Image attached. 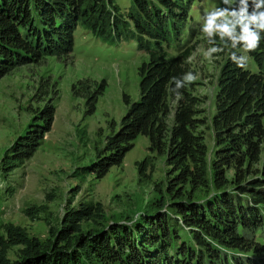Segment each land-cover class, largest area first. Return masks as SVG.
<instances>
[{"label": "trees", "instance_id": "1", "mask_svg": "<svg viewBox=\"0 0 264 264\" xmlns=\"http://www.w3.org/2000/svg\"><path fill=\"white\" fill-rule=\"evenodd\" d=\"M192 3L131 0L122 15L112 0H0V77L14 65L51 54L53 47L69 51L76 25L111 41L129 21L138 40L146 37L137 47L155 44L145 49L146 62L137 68V98L125 102L115 129L83 170L101 178L138 135L147 138L149 153L164 156L166 167L164 184L154 185L152 212L145 210L129 224L106 222L98 202H67L54 222L45 205L25 208L31 220L45 213L46 236L1 223L0 264H264V0L222 2L207 28L209 43L228 48L210 117L209 161L198 130L203 119L185 81L193 46L171 57L157 46L169 33L179 36ZM253 37L257 46L251 49ZM241 50L256 72L246 67ZM90 100L88 112L95 98ZM53 113L50 103L34 112L0 158L3 175L31 156ZM135 166L143 177L152 170L146 158Z\"/></svg>", "mask_w": 264, "mask_h": 264}, {"label": "rangeland", "instance_id": "2", "mask_svg": "<svg viewBox=\"0 0 264 264\" xmlns=\"http://www.w3.org/2000/svg\"><path fill=\"white\" fill-rule=\"evenodd\" d=\"M112 1L120 14L131 7V0ZM218 1L194 0L184 43L193 46L185 61V81L197 99V115L203 119L198 130L207 149V161L213 144L210 117L217 77L228 49L206 38L209 21L216 22L219 4L228 0ZM204 15L209 17L208 23ZM52 50L26 64L14 65L0 77V158L35 111L47 103L54 109L51 127L31 156L7 175L0 171V224H16L42 239L46 236L42 220L45 213L54 222L67 202H98L106 222L129 224L142 212L147 213L145 210L151 211L157 198L154 185L165 181L164 156L149 153L147 138L138 135L122 161L101 178L87 174L83 167L94 160L104 137L115 129L127 108L125 102L137 98V68L146 62L147 51L136 49L130 26L111 41L79 26L73 32L69 51L60 47ZM241 53L245 57L243 50ZM245 59L249 71L256 72L255 64ZM88 95L95 98L91 112ZM169 106L168 124L174 102ZM144 158L152 169L145 172V177L138 175L135 166ZM32 205H45L47 210L31 220L23 211Z\"/></svg>", "mask_w": 264, "mask_h": 264}, {"label": "clouds", "instance_id": "3", "mask_svg": "<svg viewBox=\"0 0 264 264\" xmlns=\"http://www.w3.org/2000/svg\"><path fill=\"white\" fill-rule=\"evenodd\" d=\"M253 19H255V17H253ZM260 19L264 20V13L261 14ZM211 23H212V21L210 20L209 21V26H211ZM255 41H256V37H253L252 40L249 42V47L251 49H254L257 46ZM237 65L241 67V65H239V64H237ZM189 79H193V78L189 77Z\"/></svg>", "mask_w": 264, "mask_h": 264}]
</instances>
